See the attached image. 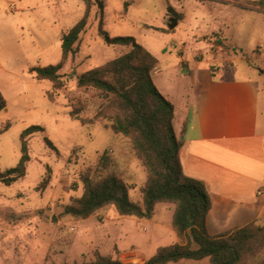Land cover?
I'll use <instances>...</instances> for the list:
<instances>
[{
	"label": "rangeland",
	"instance_id": "obj_1",
	"mask_svg": "<svg viewBox=\"0 0 264 264\" xmlns=\"http://www.w3.org/2000/svg\"><path fill=\"white\" fill-rule=\"evenodd\" d=\"M102 1V10L98 4L89 10L78 51L60 69L64 87L54 90L49 81L35 78L34 69L60 62L62 35L84 16V3L0 0V90L6 99L0 111V172L18 163L21 132L43 128L27 137L30 158L24 177L11 185L0 182V264L81 263L97 255L142 264L159 247L177 242L171 227L174 207L168 203L157 204L143 219L120 216L113 205L83 219L63 214L65 205L82 195L84 176L106 174L99 163L103 153L127 184L130 198L142 205L147 172L130 138L114 133L101 116L82 125L69 115L70 101L82 106L80 116L86 119L102 105L98 90L77 87V76L130 48L107 37H132L158 59L150 79L178 109L191 98L181 60L192 67L209 64L211 57L225 76L263 71L264 102V0ZM173 19L178 23L169 29ZM47 93L53 94L52 101ZM166 264L211 262L208 257L182 258Z\"/></svg>",
	"mask_w": 264,
	"mask_h": 264
},
{
	"label": "trees",
	"instance_id": "obj_2",
	"mask_svg": "<svg viewBox=\"0 0 264 264\" xmlns=\"http://www.w3.org/2000/svg\"><path fill=\"white\" fill-rule=\"evenodd\" d=\"M82 2L84 16L62 35L60 62L34 69L35 78L49 81L54 90L65 85L60 69L78 51L89 10L94 4H98L101 10L103 7L102 0ZM106 39L115 44H129L130 48L106 64L77 76V87L98 90L102 105L93 118L86 119L80 116L82 106L75 107L70 101L69 115L82 125L91 124L101 116L110 122L109 127L114 133L130 138L134 153L147 172L141 189L142 205L130 198L127 184L110 169L112 162L103 153L99 163L106 174L99 178L84 176L82 195L65 205L63 214L83 219L103 206L113 205L120 216L143 219L151 217L157 204L168 203L174 207L171 227L179 241L159 247L142 264H166L182 258L199 260L205 257L211 264H264V223L250 222L218 234L207 233L205 219L211 204L210 196L203 181L188 177L182 171L179 159L182 141L173 128L174 107L150 79L157 58L132 37ZM214 42L222 45L221 39ZM47 97L53 100L52 93H47ZM5 107L6 99L0 90V111ZM42 130L41 126L35 125L21 132L19 161L14 167L0 172L1 183L11 185L24 177L30 158L27 137ZM64 264L124 263L97 255L90 262Z\"/></svg>",
	"mask_w": 264,
	"mask_h": 264
},
{
	"label": "crops",
	"instance_id": "obj_3",
	"mask_svg": "<svg viewBox=\"0 0 264 264\" xmlns=\"http://www.w3.org/2000/svg\"><path fill=\"white\" fill-rule=\"evenodd\" d=\"M208 61L189 67V61L181 60L191 98L181 109L168 100L174 107V132L182 141V171L203 181L209 193L205 225L213 235L264 219V102L263 71L225 76L213 57Z\"/></svg>",
	"mask_w": 264,
	"mask_h": 264
},
{
	"label": "water",
	"instance_id": "obj_4",
	"mask_svg": "<svg viewBox=\"0 0 264 264\" xmlns=\"http://www.w3.org/2000/svg\"><path fill=\"white\" fill-rule=\"evenodd\" d=\"M178 23V20L177 19H173L171 24L169 25V29H173Z\"/></svg>",
	"mask_w": 264,
	"mask_h": 264
}]
</instances>
